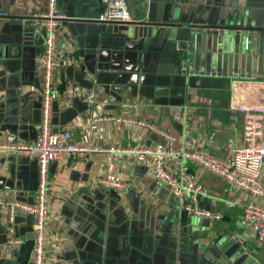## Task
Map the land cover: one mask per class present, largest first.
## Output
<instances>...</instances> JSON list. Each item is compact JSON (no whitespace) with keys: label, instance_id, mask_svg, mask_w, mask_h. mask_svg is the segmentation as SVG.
Wrapping results in <instances>:
<instances>
[{"label":"crops","instance_id":"0c3cea01","mask_svg":"<svg viewBox=\"0 0 264 264\" xmlns=\"http://www.w3.org/2000/svg\"><path fill=\"white\" fill-rule=\"evenodd\" d=\"M127 1L132 22L216 26L232 23L238 13L258 8L263 2ZM102 7L101 0H59L60 11L72 19L62 28L58 47H65L64 37L69 39L78 66L57 74L71 90L64 93L63 85L57 88L52 124L58 133L71 130L78 143H83L84 133L90 131L91 142L105 151L63 157L51 164L50 213L57 214L60 222L50 231L46 264H195L203 258L213 262L206 257L208 246L224 242V249H214V262L222 258L234 264H264V245L258 243L244 220L248 194L189 162V171L207 190L202 205L221 213L223 219L190 216L179 209L167 187L156 183L149 167L126 153L167 146L156 133L135 121L173 134L176 148L191 140L219 158L226 157L229 143L245 146L264 140V114L250 117L231 107L233 94L238 103L253 100L249 91L235 89L236 82H259L264 88V45L255 43L251 58L226 62L218 75L177 74L170 51L156 35L138 38L129 26V39L115 38L112 32L102 31V25L83 21L97 20ZM46 11V0H0V12L8 14L0 18L1 142L8 134L32 142L39 133V58L44 38L42 32L31 39L24 34L33 16ZM118 27L126 29V23ZM207 48L206 43L204 50ZM84 89L94 92L91 104L83 101ZM258 94L264 97V89ZM102 116L121 121L93 123V118ZM110 165L129 180L123 196L95 184ZM165 168L178 174L181 166L166 160ZM262 179L264 182V172ZM37 186L35 160L0 156V200L35 202ZM33 221L31 216L18 214L15 228L22 244L9 248L6 224L0 216V264H31Z\"/></svg>","mask_w":264,"mask_h":264},{"label":"built area","instance_id":"2783aa9c","mask_svg":"<svg viewBox=\"0 0 264 264\" xmlns=\"http://www.w3.org/2000/svg\"><path fill=\"white\" fill-rule=\"evenodd\" d=\"M102 12L96 18L102 22H132L127 0H101ZM47 11L33 16L31 26L35 28L33 35L43 33L44 51L39 58L42 66V92H41V123L39 133L32 142L22 141L16 134H8L0 141V156H18L32 159L38 165V186L34 203L16 199L0 200V216L4 219L7 232V246L13 248L22 244L17 236L15 224L18 214L31 216L33 221L34 244L31 264H46L49 246V235L52 226L60 222L57 214L50 213V166L61 158L81 157L89 153L105 151L91 142V132L83 135V143H78L71 130L61 133L55 131L52 124V104L55 92L63 85L64 93L71 90L61 81L59 72L70 67H77L78 60L74 54V46L64 37L65 47H58V39L63 35L62 28L70 19L59 9V0H46ZM8 14L0 12V18H7ZM57 78L55 79V77ZM259 82H236L237 90H247L253 100L238 103V97L233 94L231 107L248 114L250 117L264 114V97L256 95L263 92ZM256 90V91H255ZM83 101L91 104L95 95L92 90H82ZM237 94V92H235ZM256 96L255 100L254 97ZM107 121H121L120 118L102 116L93 118V123ZM142 127L148 128L161 137L167 146L132 149L126 151L134 161L150 168L154 179L159 186L167 187L176 197L179 209L193 217L206 218L210 221L223 219L221 213L212 212L202 205L207 196V190L200 185L189 171L188 163L193 162L205 171L233 184L250 197L244 208V220L249 225L253 236L258 243L264 245V140L245 146L234 143L227 145L225 158L214 156L206 149L198 147L191 140H184L181 146L174 147L176 138L173 134L160 127L144 122L135 121ZM112 153L119 151L110 150ZM166 160L180 163L178 174H173L165 168ZM98 187H103L123 196L129 186V180L119 176L114 165L108 166L106 174L96 180ZM263 202V203H262Z\"/></svg>","mask_w":264,"mask_h":264},{"label":"water","instance_id":"95a60500","mask_svg":"<svg viewBox=\"0 0 264 264\" xmlns=\"http://www.w3.org/2000/svg\"><path fill=\"white\" fill-rule=\"evenodd\" d=\"M83 21L102 25L101 30L105 33L112 32L115 38L129 39V26H133V35L138 38L143 35L146 37L156 35L163 40L164 45L170 51L175 72L177 74L190 73L191 76L198 74H204L207 77L218 75L221 72L219 69L222 70L226 62L251 58L254 53L252 46L255 43L264 45V0L258 8L240 12L235 21L229 24L222 23L219 26L138 20L137 22L126 23V29H123L118 27L119 22ZM33 30H35L34 27L28 26V32L26 31L24 35L30 39L33 38ZM206 43L208 44L207 51L204 50ZM215 69L216 72H214ZM226 245V242L220 245L217 243L209 245L210 255L208 252L206 257L214 262V249L222 250ZM213 246L214 248L211 250ZM203 259L195 264H234L222 258L214 263L209 259Z\"/></svg>","mask_w":264,"mask_h":264}]
</instances>
